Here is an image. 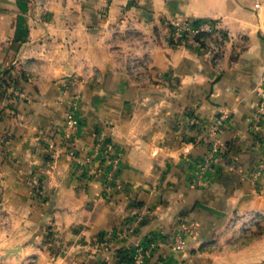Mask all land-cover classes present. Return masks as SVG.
I'll return each instance as SVG.
<instances>
[{"label":"crops","instance_id":"1","mask_svg":"<svg viewBox=\"0 0 264 264\" xmlns=\"http://www.w3.org/2000/svg\"><path fill=\"white\" fill-rule=\"evenodd\" d=\"M175 20L212 31L176 46ZM261 91L264 0H0V264H129L151 241L146 264H264Z\"/></svg>","mask_w":264,"mask_h":264},{"label":"built area","instance_id":"2","mask_svg":"<svg viewBox=\"0 0 264 264\" xmlns=\"http://www.w3.org/2000/svg\"><path fill=\"white\" fill-rule=\"evenodd\" d=\"M212 26L208 22L195 21V20H175L170 23L169 40L173 45H185L189 43H198L200 37L204 33H210ZM228 116H218L213 124L209 127L210 143L204 159V166L202 169L210 167L212 164L218 161V155L222 152V144L216 139L217 133L227 120ZM80 126V121L76 117L75 113L68 112L64 121V128L62 130V136L64 140L71 139L77 132ZM250 132L252 136L258 138L264 143V91L259 93V98L256 103L255 113L252 116ZM103 132H99L98 136L101 139ZM102 142V141H101ZM107 150L109 146H104ZM70 156H74L73 152H70ZM263 168V163H260L254 170L253 176L258 175ZM137 221L125 223L120 228L113 232L108 233L104 239V247L109 249L111 244V236L114 234L120 239L126 238V236L132 234L135 231ZM159 246V242H149L147 244H135L129 250V264H146L156 249ZM170 250L173 252L182 251L185 248V242L181 236L176 235L170 243Z\"/></svg>","mask_w":264,"mask_h":264}]
</instances>
